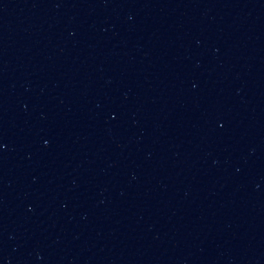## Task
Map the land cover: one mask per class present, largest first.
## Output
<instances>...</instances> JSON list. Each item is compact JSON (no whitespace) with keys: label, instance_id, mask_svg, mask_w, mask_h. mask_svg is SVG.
Returning <instances> with one entry per match:
<instances>
[{"label":"water","instance_id":"water-1","mask_svg":"<svg viewBox=\"0 0 264 264\" xmlns=\"http://www.w3.org/2000/svg\"><path fill=\"white\" fill-rule=\"evenodd\" d=\"M0 264H264V0H0Z\"/></svg>","mask_w":264,"mask_h":264}]
</instances>
